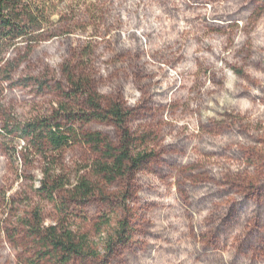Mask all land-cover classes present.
<instances>
[{
    "label": "rangeland",
    "instance_id": "obj_1",
    "mask_svg": "<svg viewBox=\"0 0 264 264\" xmlns=\"http://www.w3.org/2000/svg\"><path fill=\"white\" fill-rule=\"evenodd\" d=\"M48 1L0 77V264H55L50 226L96 253L69 264H264V0ZM69 80L127 113L138 169L100 172L123 130Z\"/></svg>",
    "mask_w": 264,
    "mask_h": 264
},
{
    "label": "trees",
    "instance_id": "obj_2",
    "mask_svg": "<svg viewBox=\"0 0 264 264\" xmlns=\"http://www.w3.org/2000/svg\"><path fill=\"white\" fill-rule=\"evenodd\" d=\"M48 2V0H0V77L6 75L2 81L11 80L21 64L6 58L8 50L25 44L30 51L32 45L38 40V30L48 24L51 17ZM3 68L5 73L1 71ZM69 82L76 91H82V97L88 100L87 107L91 116L86 118V121L111 119L123 130L122 147L107 149L106 155L112 162L110 165L102 166L100 172L112 181L125 176L132 169H138L148 155H132L129 132L125 128L127 113L116 104L104 110V115L97 113L101 110V106L91 97L87 87L82 86V82L77 83L72 80ZM33 133L36 136V132ZM46 137L48 142L57 149L70 145L74 137L80 138L76 133L72 136H62L58 127L50 129ZM83 137L88 144L96 147L101 144L99 135L89 134ZM82 187L86 192L90 191L85 184ZM36 234L40 237L42 244L52 252L51 257L55 260V264H69L79 258L96 256V253L89 250L87 237L84 235L77 237L72 231L56 226L42 228Z\"/></svg>",
    "mask_w": 264,
    "mask_h": 264
}]
</instances>
